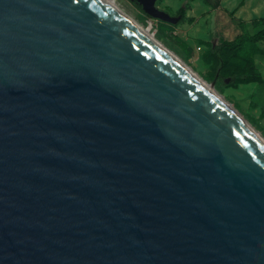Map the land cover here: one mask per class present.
Segmentation results:
<instances>
[{"label": "water", "instance_id": "water-1", "mask_svg": "<svg viewBox=\"0 0 264 264\" xmlns=\"http://www.w3.org/2000/svg\"><path fill=\"white\" fill-rule=\"evenodd\" d=\"M0 264H264V146L98 0H0Z\"/></svg>", "mask_w": 264, "mask_h": 264}, {"label": "rangeland", "instance_id": "rangeland-1", "mask_svg": "<svg viewBox=\"0 0 264 264\" xmlns=\"http://www.w3.org/2000/svg\"><path fill=\"white\" fill-rule=\"evenodd\" d=\"M115 5L175 53L264 140V42L225 51L221 39L248 38L264 29V0H158L176 24L147 15L133 0ZM223 60L225 63L223 64Z\"/></svg>", "mask_w": 264, "mask_h": 264}, {"label": "bare ground", "instance_id": "bare-ground-1", "mask_svg": "<svg viewBox=\"0 0 264 264\" xmlns=\"http://www.w3.org/2000/svg\"><path fill=\"white\" fill-rule=\"evenodd\" d=\"M104 4L112 13L122 14L126 19H128L143 35H145L149 40H151L156 46H158L163 52H165L169 57H171L185 72H187L191 77H193L215 100H217L221 105L227 107L231 115L236 116L238 122L243 125V127L248 130L263 146L264 140L257 135V133L239 116V114L232 109L228 104H226L217 94L214 92L213 88L210 87L206 82H204L200 77H198L191 69H189L185 63L171 50L166 48L162 43L155 39L146 29H144L135 20L129 17L124 11L117 7L113 0H98Z\"/></svg>", "mask_w": 264, "mask_h": 264}, {"label": "trees", "instance_id": "trees-1", "mask_svg": "<svg viewBox=\"0 0 264 264\" xmlns=\"http://www.w3.org/2000/svg\"><path fill=\"white\" fill-rule=\"evenodd\" d=\"M135 4L141 8L137 2H135ZM179 15H181L183 19L185 17V10H181ZM258 42H264V29L248 38H238L233 41L221 39L220 45L216 48V51L218 56L222 57L225 51H237L244 48L246 45L256 44ZM222 63L224 64L225 61L223 60Z\"/></svg>", "mask_w": 264, "mask_h": 264}]
</instances>
